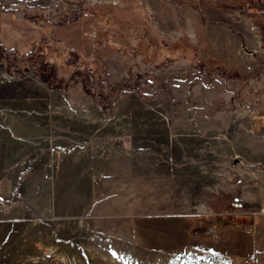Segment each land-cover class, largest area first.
Wrapping results in <instances>:
<instances>
[{
	"label": "rangeland",
	"instance_id": "obj_1",
	"mask_svg": "<svg viewBox=\"0 0 264 264\" xmlns=\"http://www.w3.org/2000/svg\"><path fill=\"white\" fill-rule=\"evenodd\" d=\"M9 1L17 0L0 4ZM192 2L53 0L0 10V96L67 99L51 102L53 133L47 144H34L39 150L25 149L0 114V264H256L156 246L149 233L174 215L207 213L246 223L264 241V168L246 159L245 116L253 105L244 86L248 79L264 97L263 37L241 0H214L219 5L204 13ZM13 43L19 51H10ZM205 55L242 70H215ZM12 65L19 71L7 73ZM148 71L151 80L137 83ZM101 79L128 90L117 93L109 116L99 99L74 111L77 97H91L84 83L97 87ZM10 98L0 97V110ZM50 144L59 153L54 175L46 174L48 158L25 166V152L38 156ZM71 158L76 174L66 165Z\"/></svg>",
	"mask_w": 264,
	"mask_h": 264
},
{
	"label": "crops",
	"instance_id": "obj_2",
	"mask_svg": "<svg viewBox=\"0 0 264 264\" xmlns=\"http://www.w3.org/2000/svg\"><path fill=\"white\" fill-rule=\"evenodd\" d=\"M52 1L53 0L34 2L33 0H17L9 1V3L46 6L51 4ZM25 17H27L26 12ZM8 47L17 51L21 48V46L17 43H13ZM25 47L24 51H27L29 47L26 45ZM252 52L258 51L256 49H252ZM205 59L207 61L206 66L213 69L218 66L226 69V71L228 69L233 72H239V70H242V68L238 69L237 65L230 62L228 58H211L209 55H205ZM81 62L83 61H79L78 64H81ZM262 66L263 69L261 71L264 73V63H262ZM257 78L260 79L259 77ZM233 81H235V79ZM236 81H238L237 78ZM248 81L249 80L247 79L244 83V86L246 87L245 100L246 102H250L253 106H251L245 116L246 159L250 162L251 166L264 168V97H259L260 95L255 92L253 83ZM224 83L225 86H229L230 80L225 77ZM260 84L261 86L264 85H262L261 81ZM259 92L264 95V89L262 91L259 90ZM0 97H11L3 106V109L0 110V114H2L1 119L5 122L7 130L15 137L19 136L25 138V149H29V145H32L33 149L39 150L40 148L38 145L35 147L34 144L44 141L46 143L47 141L45 139L50 138L53 133L54 116L57 114L58 110L56 105H51V102L53 103V101H55V97H63V94L61 93L59 96L55 94L42 93L22 94L21 96L14 93ZM63 99L67 102L65 97H63ZM77 100H79L78 102L80 107L75 108L74 111L86 109L88 102L90 104L93 102V100L88 99V97H77ZM260 102H262V108H254V105H257V103ZM49 141L51 142V140ZM42 150V153H39L38 156L35 155L34 157L32 156V152H25V166H27L31 161V166H36L41 163L43 158H48V170H50V172L47 171L46 174L54 175L56 170L55 166L57 164V160L59 159V153L56 151L58 148L53 144H50L46 145L45 148L42 147ZM76 159L72 161L71 158L66 162L67 166H74V169L69 170L70 174H76L77 172ZM31 170L32 169H30L29 172H31ZM255 172H257V170ZM26 174L27 173H25V176ZM150 220L151 219H149V221ZM152 228L149 229V233L151 239H153V244L156 246H162L163 244L167 245L164 246L167 248L184 246L215 254L246 258L249 260L251 259L256 264H264V241L259 244L258 235H256L253 230L248 228L246 223H242L238 220H227L217 214L187 213L177 214L165 219V226L161 230L162 233L157 227L154 228V230H152ZM163 233H165L164 237L159 239L158 236H162ZM163 239L166 240L162 241Z\"/></svg>",
	"mask_w": 264,
	"mask_h": 264
},
{
	"label": "trees",
	"instance_id": "obj_3",
	"mask_svg": "<svg viewBox=\"0 0 264 264\" xmlns=\"http://www.w3.org/2000/svg\"><path fill=\"white\" fill-rule=\"evenodd\" d=\"M213 1L214 0H195V2H192V3L201 13H204L205 12V8H204L205 6H209L210 5V6H213L214 8H216L219 5V4L218 5L217 4H213ZM239 4H240V7L242 8L243 15L245 17H247L251 22H254L258 26V29L261 32V37H263L262 39L264 41V0H241V2ZM20 6H22L23 9H26V10L42 7V6H37V5H35V6L25 5V4H22V3H8L6 5V7H4V5H2V4H0V10H1V12L16 11V10L19 9ZM32 47L33 46H30L28 48V50L25 51V54L28 53V52H32V50H33ZM10 51L16 52V50L12 49V48L10 49ZM78 65H80V64H78ZM98 65L99 64H97L96 66L98 67ZM66 66H67L66 63H64L62 68L66 69L67 68ZM10 68L11 69L15 68L16 70L19 71V67L18 66L15 67V65H12L11 67L9 66V71L8 70L6 71L7 73H11ZM90 68H91L90 72L93 71V68L92 67H90ZM65 69H64V71H65ZM20 70H22V68H20ZM101 70L104 71L103 72V77H106V68L104 66H101ZM66 76L67 75H65V77ZM137 76H138V79H136V82L137 83L140 82L139 84H142L141 80L142 79L144 80V78H145L146 81L148 80V82L151 80V76H150L149 71L146 72L145 74L144 73H139V74H137ZM139 78L141 80H139ZM76 79L78 80V78H76ZM80 80H82V79H80ZM89 80H92V79L89 77ZM106 80H104V79L102 80L101 79V81L97 85V87L90 86L91 85L90 84L91 81L88 82V83L86 82V83H84V88H86L85 90H86L87 95L91 96V97H88V99H91L93 101L99 99V101H100V103H99L100 105L99 106H100L101 111L103 112V114L109 116L110 108L113 105L114 100L117 98L116 96L120 92L121 93H126V92H128V90L126 88H124L125 85L121 84L119 81L110 83L109 80H107V81ZM73 81H75V80H73ZM104 85H107L108 87L106 89H103ZM117 85L121 86L122 89H116ZM64 93H65V95H67V88H65V92ZM113 138L116 139V138H118V136H115Z\"/></svg>",
	"mask_w": 264,
	"mask_h": 264
},
{
	"label": "built area",
	"instance_id": "obj_4",
	"mask_svg": "<svg viewBox=\"0 0 264 264\" xmlns=\"http://www.w3.org/2000/svg\"><path fill=\"white\" fill-rule=\"evenodd\" d=\"M14 195H16V192L15 193H13ZM231 260H232V258H230Z\"/></svg>",
	"mask_w": 264,
	"mask_h": 264
}]
</instances>
